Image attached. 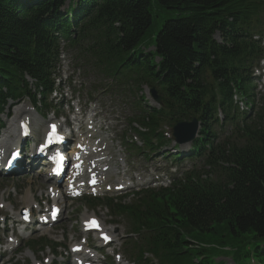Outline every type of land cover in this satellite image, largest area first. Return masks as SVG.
I'll list each match as a JSON object with an SVG mask.
<instances>
[{"label":"trees","instance_id":"16d2710c","mask_svg":"<svg viewBox=\"0 0 264 264\" xmlns=\"http://www.w3.org/2000/svg\"><path fill=\"white\" fill-rule=\"evenodd\" d=\"M157 8L176 19L153 34ZM263 12L264 0H0V112L30 96L26 77L50 91L62 40L79 53L89 42L87 54L108 76H121L119 88L158 89L161 111L139 120L150 130L147 145L164 139L160 124L201 122L193 144L205 154L201 170L147 193L138 206L113 209L127 213L140 235L139 261L149 253L159 264H217L222 254L264 264V110L235 124L238 140L215 143L213 128L219 111L238 121L233 90L252 98L247 73L262 50L250 33Z\"/></svg>","mask_w":264,"mask_h":264},{"label":"rangeland","instance_id":"374dc122","mask_svg":"<svg viewBox=\"0 0 264 264\" xmlns=\"http://www.w3.org/2000/svg\"><path fill=\"white\" fill-rule=\"evenodd\" d=\"M171 19H176V15L157 8L154 15L153 34H156L162 28L164 23ZM215 39L220 42L219 35H216ZM147 47L148 46L146 45V47L143 48L145 52L152 51L153 47L149 48V50ZM62 57H64V60L61 62L60 72L63 74L66 73L67 76H72L75 78L76 82L82 84L78 85L79 88H77L75 94L76 98L74 99H76V102L82 100L83 109L85 111V117L83 118V121L86 123V114L91 113L92 117H94L95 124L101 128V132H104V135L114 136L120 131V129L123 132L124 126L128 121V117L133 114V110L130 107L132 100H130L128 97L127 99L123 97L125 99L124 100L121 97H115L110 94L97 93V89L100 90L105 86V81H103V79L98 76L87 64H84L82 70L78 71L76 69L78 65L72 52L65 50V54ZM256 83L257 85L260 83L257 78ZM146 91L147 89H145V92ZM66 93L67 92H64V100L60 95L55 96L54 94L53 96V98H56L55 103H58L61 100L63 101L61 115H67L69 111V107L66 105L65 101L69 99L70 94ZM256 93V102H259V104H264V97L262 98L264 95V84H261L260 86L258 85ZM146 96L148 100L147 104L151 107L155 106L150 95L147 93ZM25 105L31 107L29 103H25ZM16 108H14L12 111H7L2 117L3 122L7 124L8 128L11 126V121H13L15 117ZM27 110L30 114H32L29 109ZM32 112L35 116V123L32 125L33 127L37 128V130L39 128L46 127V124L53 119L52 114L47 116L45 113L39 114L35 110ZM103 124L105 128L108 129V131L105 132L102 129ZM15 130L18 131V128ZM225 134L230 135V132L226 130L224 133L220 134L217 142H219ZM133 139L136 142V139ZM170 149V147H167L165 150L169 152ZM183 150H185L186 153H189L191 150V145L183 148ZM147 154L148 153L140 152L139 154H134L133 161L131 158L128 159V164L130 162L133 164V166H130V171L137 169L133 173L135 176H141L144 178L151 175L153 171H159L171 177L173 172H177L178 175H181L193 167L201 168L203 166V163L200 161L192 164L182 161L176 164L172 163L171 160L162 159V155H152L147 158ZM113 184H117V180L113 182ZM48 188L49 187L44 182L43 178H39V176L31 174L29 178H22V175L19 174L11 176L10 178L0 177V207L4 206L3 209L0 208V215L6 214L10 219L13 217L15 220L20 221L19 217L21 209L27 208L32 204L34 209L38 206V203L33 202L35 199L37 201H41V203H46V191H48ZM28 196H30V201H28L27 204L26 201ZM90 211L91 209H89V207H84L77 201L69 202L64 220L49 233L50 237L64 240L66 244L71 246L73 243L77 242L80 237L79 231H81V221L83 220V216L94 214ZM95 213L106 222H117L113 223L115 225L109 228L112 230L115 229L116 231L117 228H119L120 237L126 235L128 227L127 219H129L127 216L113 217L108 210L98 208H96ZM33 214H35V211ZM1 219L2 218H0V241L4 244H7V256L0 260V264H35L38 261L43 262L45 259H49V261H55L54 257L51 256L54 253L52 247L45 249L42 248L41 244L34 247L29 246L31 241L38 240L39 236H41V231L37 230L36 227L31 226L34 228L33 231L26 233L22 232V236L19 237L18 240L13 239V242L10 243L8 240L12 237V220L9 222L7 228H5V226L1 224ZM117 224H119V226H117ZM16 235L18 234L16 233ZM120 243L122 244V241ZM17 245H19L18 251L11 254L12 250ZM57 253H59V250ZM119 254H121V264H130L129 256H127V254L122 251V249L121 251H117V253H115V260H113L112 264H117V262L120 261L116 259V256ZM215 262L217 264H235L231 255L227 256L222 254L215 256Z\"/></svg>","mask_w":264,"mask_h":264},{"label":"bare ground","instance_id":"6f19581e","mask_svg":"<svg viewBox=\"0 0 264 264\" xmlns=\"http://www.w3.org/2000/svg\"><path fill=\"white\" fill-rule=\"evenodd\" d=\"M30 111V110H29ZM31 112V111H30ZM15 118H17V117H19V118H21V117H23L24 116V118L25 117H28V118H30V119H32L33 117V115L32 114H30L29 112H28V110H27V108H24L23 106H20L19 108H17L16 110H15ZM21 121H23V120H18V122H17V125H19V123L21 122ZM16 128H15V123H14V121H13V123H12V125L10 126V128L8 129V131H7V133L3 136V138H4V141L6 142V143H4L3 141H2V144H4L6 147H9V146H11V144H13V146H16L18 143H19V139L17 140H13V136L11 135L13 132H18V131H16L15 130ZM2 146V145H1ZM5 146H3L1 149H0V151H2L3 149H4V147ZM91 164H94V162H91ZM91 168V167H90ZM48 180H50L49 178H48ZM49 185H52V183L51 182H49ZM51 187H54V186H51ZM55 189H57V186H55ZM67 191H69L68 189H67ZM63 195V194H62ZM61 194H59V193H55V194H53L52 195V197H53V200L54 201H57V200H59V201H63L64 199V197L63 198H61V196H62ZM30 196H28L27 197V201H26V203L28 204V201H30V198H29ZM25 200V199H24ZM86 221V220H85Z\"/></svg>","mask_w":264,"mask_h":264},{"label":"water","instance_id":"95a60500","mask_svg":"<svg viewBox=\"0 0 264 264\" xmlns=\"http://www.w3.org/2000/svg\"><path fill=\"white\" fill-rule=\"evenodd\" d=\"M155 98L159 102V98L155 93ZM199 129V124L196 120H193L191 124H178L174 127V136L176 140L182 144L188 143L194 140L197 131Z\"/></svg>","mask_w":264,"mask_h":264},{"label":"snow or ice","instance_id":"6c2138e0","mask_svg":"<svg viewBox=\"0 0 264 264\" xmlns=\"http://www.w3.org/2000/svg\"><path fill=\"white\" fill-rule=\"evenodd\" d=\"M93 224H95V222H93ZM105 239H107V237H105Z\"/></svg>","mask_w":264,"mask_h":264}]
</instances>
